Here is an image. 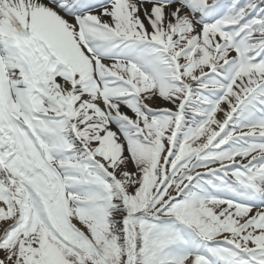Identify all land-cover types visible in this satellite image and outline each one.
Listing matches in <instances>:
<instances>
[{
  "label": "snow or ice",
  "instance_id": "obj_1",
  "mask_svg": "<svg viewBox=\"0 0 264 264\" xmlns=\"http://www.w3.org/2000/svg\"><path fill=\"white\" fill-rule=\"evenodd\" d=\"M0 264H264V0H0Z\"/></svg>",
  "mask_w": 264,
  "mask_h": 264
}]
</instances>
